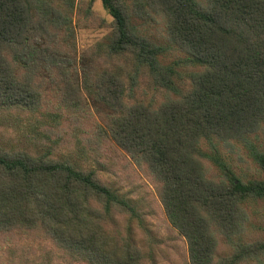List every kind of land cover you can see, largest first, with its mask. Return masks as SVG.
<instances>
[{"label": "trees", "instance_id": "obj_1", "mask_svg": "<svg viewBox=\"0 0 264 264\" xmlns=\"http://www.w3.org/2000/svg\"><path fill=\"white\" fill-rule=\"evenodd\" d=\"M100 1L113 18L109 55H132L164 99L137 100L138 74L128 87L117 72L81 63L69 43L75 0H0V115H50L52 100L94 115L85 91L94 93L105 107H96L100 132L158 183L167 219L186 241V264L260 260L264 241L236 238L248 222L243 204L264 198V176L241 179L218 147L242 145L264 175V0ZM134 19L163 26L167 42ZM171 50L193 69L186 89L176 83L179 62L164 61ZM119 216L141 212L99 171L0 144V243L32 237L86 264H145ZM222 236L234 250L225 258Z\"/></svg>", "mask_w": 264, "mask_h": 264}, {"label": "rangeland", "instance_id": "obj_2", "mask_svg": "<svg viewBox=\"0 0 264 264\" xmlns=\"http://www.w3.org/2000/svg\"><path fill=\"white\" fill-rule=\"evenodd\" d=\"M71 18L70 48L82 64L95 67L97 71H115L131 86L132 75L138 74V89L134 90L137 100L146 103L160 102L165 94L158 89L147 67H140L130 54L109 55V41L113 32V18L100 0H75ZM135 25L151 39L165 44L163 26L149 20L134 19ZM165 63L179 62L176 78L181 88H187V74L193 69L186 63V56L171 50L164 58ZM94 112L72 111L52 100L50 112L12 113L0 115V144L8 149L20 148L34 154L51 153L54 157L69 160L87 169L99 171L102 179L121 196L127 197L141 212V216L116 217V222L128 234H132L136 245L143 253L145 264H186L188 247L186 241L174 230L167 219L160 197V187L148 169L139 165L123 152L113 141L99 130L103 124L97 108L104 104L95 99V94L85 91ZM50 100H48L49 102ZM47 107V104H46ZM97 107V108H96ZM100 124V125H99ZM260 143H264V137ZM222 162H225L241 179H262L258 164L242 145L233 149L219 146ZM210 152V147L204 145ZM213 174L219 176L221 169L210 162ZM248 216L245 233L236 238L243 243L264 241V198L250 199L244 204ZM53 243L23 237L8 244L0 243V264H86L62 252ZM233 248L226 238H220L219 256L229 257ZM243 264H264L251 260Z\"/></svg>", "mask_w": 264, "mask_h": 264}]
</instances>
